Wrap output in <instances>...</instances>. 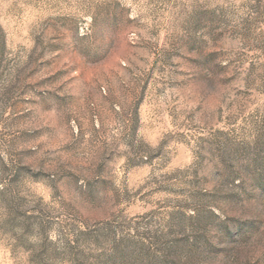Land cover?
<instances>
[{
    "label": "rangeland",
    "instance_id": "obj_1",
    "mask_svg": "<svg viewBox=\"0 0 264 264\" xmlns=\"http://www.w3.org/2000/svg\"><path fill=\"white\" fill-rule=\"evenodd\" d=\"M0 264H264V0H0Z\"/></svg>",
    "mask_w": 264,
    "mask_h": 264
}]
</instances>
